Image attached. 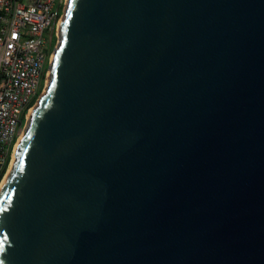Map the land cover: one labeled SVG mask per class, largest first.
<instances>
[{"label": "water", "instance_id": "95a60500", "mask_svg": "<svg viewBox=\"0 0 264 264\" xmlns=\"http://www.w3.org/2000/svg\"><path fill=\"white\" fill-rule=\"evenodd\" d=\"M0 186V264H264V0H69Z\"/></svg>", "mask_w": 264, "mask_h": 264}, {"label": "built area", "instance_id": "2783aa9c", "mask_svg": "<svg viewBox=\"0 0 264 264\" xmlns=\"http://www.w3.org/2000/svg\"><path fill=\"white\" fill-rule=\"evenodd\" d=\"M68 0H0V186L45 93Z\"/></svg>", "mask_w": 264, "mask_h": 264}, {"label": "bare ground", "instance_id": "6f19581e", "mask_svg": "<svg viewBox=\"0 0 264 264\" xmlns=\"http://www.w3.org/2000/svg\"><path fill=\"white\" fill-rule=\"evenodd\" d=\"M68 2H69V0H68ZM57 49H58V48H57ZM48 78H49V82H50V75H49V77H48ZM49 82H48V84H47V87H46V90H45V93H44V95H45V94H46V92H47V89H48V86H49ZM44 95H43V96H44ZM35 108H36V107H35ZM35 108L32 110V112L35 110ZM30 116H31V114H30ZM30 116H29V121H30ZM28 124H29V122H28ZM22 137H23V136H22ZM21 139H22V138H21ZM21 139H20V141H21ZM20 141H19V143H20ZM15 161H16V158H15V155H14V158H13V163H14ZM13 163H12V166H13ZM12 166H11V169H10V171H9V173H8V176H9V175L11 174V172H12V171H11V170H12V168H13ZM8 176H7V177H8ZM0 189H1V188H0Z\"/></svg>", "mask_w": 264, "mask_h": 264}, {"label": "flooded vegetation", "instance_id": "af4514ba", "mask_svg": "<svg viewBox=\"0 0 264 264\" xmlns=\"http://www.w3.org/2000/svg\"><path fill=\"white\" fill-rule=\"evenodd\" d=\"M54 52H55V49H54V47H52V48H51V54L53 55ZM48 69H49V67H48Z\"/></svg>", "mask_w": 264, "mask_h": 264}, {"label": "rangeland", "instance_id": "374dc122", "mask_svg": "<svg viewBox=\"0 0 264 264\" xmlns=\"http://www.w3.org/2000/svg\"><path fill=\"white\" fill-rule=\"evenodd\" d=\"M57 41H58V40H57ZM57 47H58V42H57L56 47H55L54 49H57ZM53 55H54V54H53ZM48 82H49V78H48ZM43 95H44V94H43ZM41 97H42V96H41ZM41 97H40V98H41ZM40 98H39V99H40Z\"/></svg>", "mask_w": 264, "mask_h": 264}]
</instances>
